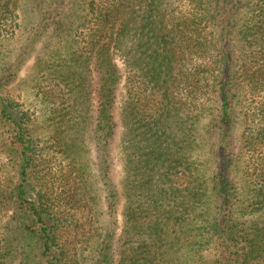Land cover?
<instances>
[{"label": "trees", "instance_id": "1", "mask_svg": "<svg viewBox=\"0 0 264 264\" xmlns=\"http://www.w3.org/2000/svg\"><path fill=\"white\" fill-rule=\"evenodd\" d=\"M39 13L27 44L51 32L57 89L42 138L0 78V264H264V0Z\"/></svg>", "mask_w": 264, "mask_h": 264}, {"label": "rangeland", "instance_id": "2", "mask_svg": "<svg viewBox=\"0 0 264 264\" xmlns=\"http://www.w3.org/2000/svg\"><path fill=\"white\" fill-rule=\"evenodd\" d=\"M11 3L20 13L21 21H18L21 23L22 27L16 28L11 35L10 32H8L0 37V78L5 77L8 79L11 76L9 78V83L4 86V90L6 92H11L12 97L18 101L24 109L30 111L34 119L33 133L35 136L45 138L47 137V132L50 127L49 121L51 114L47 109L51 101L47 99L43 100L41 97L44 96V94H50L51 89L57 88L55 84L42 78L41 68L37 65L36 61L38 57L50 58L47 55L49 51L47 52L46 46L47 44H52L53 46L55 42L49 39L51 32L47 31L34 46L30 44L28 47L27 43H29L28 36L31 30L37 24V20H39L38 17L41 16L39 13L40 9L48 7L52 3V0H12ZM60 52H62V50H60ZM123 94L124 90H121L116 108L118 117H120L121 114L120 110ZM116 151L117 148H115L114 154ZM92 155L93 154H91V156ZM117 161L113 173L115 179L119 181L123 175V167L121 165L122 161ZM102 219L104 222H107L106 214L102 216Z\"/></svg>", "mask_w": 264, "mask_h": 264}]
</instances>
